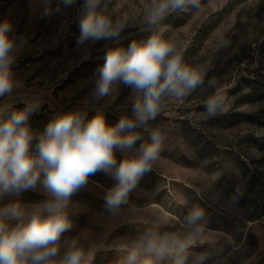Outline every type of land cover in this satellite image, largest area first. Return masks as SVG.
<instances>
[{"label":"rangeland","instance_id":"obj_1","mask_svg":"<svg viewBox=\"0 0 264 264\" xmlns=\"http://www.w3.org/2000/svg\"><path fill=\"white\" fill-rule=\"evenodd\" d=\"M201 9L177 10L158 25L147 22L151 0H102L119 36L78 44L84 0H0V22L12 25L10 53L16 86L0 97V119L34 106L28 124L36 139L47 124L66 113L87 122L102 115L109 126L133 116V90L122 82L108 96L95 94L106 52L146 40L158 28L177 43L184 62L206 69L204 85L131 132L150 142L164 137L159 160L129 192L127 202L110 210L107 191L116 181L103 172L88 178L66 209L72 227L62 234L60 264L73 237L85 250L81 264H124L146 233L175 234L184 243L183 264H264V0H200ZM226 97L223 113L207 116L204 101L215 90ZM128 131L122 133L127 135ZM130 153L115 152L117 164ZM43 179V175H41ZM49 199L35 190L0 193V206ZM203 212L196 225L187 217ZM9 227L18 222L7 221ZM176 264V256H138L137 264Z\"/></svg>","mask_w":264,"mask_h":264},{"label":"clouds","instance_id":"obj_2","mask_svg":"<svg viewBox=\"0 0 264 264\" xmlns=\"http://www.w3.org/2000/svg\"><path fill=\"white\" fill-rule=\"evenodd\" d=\"M72 5L76 0H62ZM102 0H84L85 14L80 20L77 43L98 41L119 36V28L102 11ZM199 11L200 0H151L147 22L158 25L171 12L189 9ZM12 25L0 22V97L10 95L16 86L11 71L10 53L15 41L10 37ZM206 69L184 62L177 43L164 39L158 28L146 40H133L127 48L116 47L106 52L99 70L95 94L108 96L114 84L122 82L135 95L133 116L122 117L109 126L102 115L84 122L76 113H66L51 120L38 137L35 151L31 144L36 139L28 124L34 106L11 112L0 119V193L35 190L39 184L49 199L43 203L24 205L19 201L0 206V264H56L60 255L61 237L72 224L66 209L72 195L85 187L88 178L97 172L110 175L115 186L105 196L110 210L127 202V196L139 179L152 170L159 160L164 137L158 129L151 132L150 142L141 143V137L131 129L146 125L166 107V101H182L204 85ZM215 89L204 101L207 116L223 113L226 97L217 88L215 78L208 81ZM128 131L127 135H122ZM130 153L117 164L115 152ZM43 175V179H41ZM203 216L194 209L187 217L189 226L196 225ZM18 223L9 227L7 221ZM60 264H81L85 250L79 238L65 241ZM187 245L175 234L146 233L133 246L124 264H137L141 252L158 258L171 253L176 264H183ZM143 264H151L150 260Z\"/></svg>","mask_w":264,"mask_h":264}]
</instances>
